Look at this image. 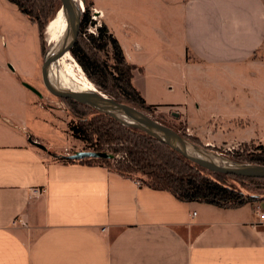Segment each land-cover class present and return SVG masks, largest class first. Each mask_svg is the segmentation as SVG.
Segmentation results:
<instances>
[{"label":"crops","instance_id":"1","mask_svg":"<svg viewBox=\"0 0 264 264\" xmlns=\"http://www.w3.org/2000/svg\"><path fill=\"white\" fill-rule=\"evenodd\" d=\"M91 1L147 103L177 110L208 144L263 132L264 0ZM0 7V264H264V200L181 201L42 142L28 112L57 116L24 85L37 88L40 31Z\"/></svg>","mask_w":264,"mask_h":264},{"label":"trees","instance_id":"2","mask_svg":"<svg viewBox=\"0 0 264 264\" xmlns=\"http://www.w3.org/2000/svg\"><path fill=\"white\" fill-rule=\"evenodd\" d=\"M8 1L17 5L22 13L38 25L44 55L46 26L60 10V0ZM83 2L85 10L82 12L80 33L70 50L71 54L79 61L87 76L100 91L119 102L136 107L147 115L154 112L157 105L147 103L141 92L133 85V70L136 66L127 61L118 39L110 32L108 26L102 23L98 27L97 35L85 33L87 27L95 22L91 11L93 2L91 0H83ZM65 27L66 24L63 32ZM84 34L88 36L84 37ZM103 51H111L115 62L109 63L103 58L101 55ZM78 70L82 71L80 67ZM82 77L91 88L98 89L85 75ZM61 99L77 115V120L71 121L69 126L72 134L86 144L85 151L112 154V157H87L82 161L87 163L100 161L123 176L141 179L142 183L154 189L170 191L181 201H199L224 208H237L249 202L264 200V178L211 171L149 133L122 123L106 112L74 99ZM86 112H90L91 116H87ZM163 124L203 149L216 154L219 151L218 147L206 145L196 135L187 133V126H183L181 130L180 126ZM260 149L259 152L249 155L236 153L229 159L240 163L264 165V147ZM62 158L74 161L71 156ZM229 178L256 182L259 184V191L245 192L235 183H230Z\"/></svg>","mask_w":264,"mask_h":264},{"label":"water","instance_id":"3","mask_svg":"<svg viewBox=\"0 0 264 264\" xmlns=\"http://www.w3.org/2000/svg\"><path fill=\"white\" fill-rule=\"evenodd\" d=\"M60 1V10L64 12L66 20L65 31L58 47L51 48V50L44 55L41 70L44 85L53 95L60 98L74 99L81 103H87L100 111L106 112L116 117L122 123L134 126L149 133L156 139L168 144L191 161L211 171L245 177L264 178V165L235 162L229 158L203 149L193 144L173 129L153 119L143 111H140L128 103L119 102L99 89L78 91L65 89L60 85H56L50 77L51 66L66 52H70L71 48L76 43L81 28L82 12L85 10L77 0ZM24 85L38 96H43L42 92L35 86L27 82H24ZM31 141L43 149L46 148L45 145L39 142ZM111 156V154L105 152L85 150L78 151L72 155L75 159Z\"/></svg>","mask_w":264,"mask_h":264},{"label":"rangeland","instance_id":"4","mask_svg":"<svg viewBox=\"0 0 264 264\" xmlns=\"http://www.w3.org/2000/svg\"><path fill=\"white\" fill-rule=\"evenodd\" d=\"M91 11H93V7H91ZM1 12L2 10L0 7V23L3 22L4 20L3 17L5 16V14ZM10 17L11 19H13L12 15ZM21 17H24V19L28 21V19L25 16H23V14ZM54 18H55V15H54ZM47 28H48V25L46 26V30H45V39H46L45 52L46 53L49 52L52 48V46L47 42V39H48ZM63 33H64L63 29H61L60 35L58 36V39L57 41H55V43L61 41ZM97 34H98V30H96L95 35ZM87 36H84V37H87ZM0 38H2V44L5 42L7 43V46L2 45V48L4 51H7V54H8V50L10 48V41H9V37L7 33L3 31V29H0ZM69 53L66 52L61 58H59L60 61L58 60L59 62L55 63L56 65L53 64L54 73L60 74V75L61 73H63L64 75H67L69 77L68 67H73V70L77 76L85 75L90 81H92L87 76L86 72L84 71L79 61L71 54V52ZM44 55L42 57V63H41L42 65H43ZM101 55L103 56V58L107 59L109 63L115 62V59L113 58V54L111 51L110 52L103 51L101 52ZM9 59L11 60L10 56H9ZM79 67L81 68L82 71L78 70ZM96 87L99 89L97 85ZM37 88L42 92L43 94L42 98L38 96L36 93H34L33 91L31 90L30 91L34 94V97H37L40 100V102H42L46 107H48L51 110L52 113H54L57 116L56 120L58 121V123L55 122L52 118H48L45 115L46 113L39 106H37V107H34L32 111L28 112L31 118V122H32V129L30 130H33L35 135L41 136L43 138L42 140H44L42 142H45L46 144H54V146L56 145L57 147H62V148L67 146L66 150L64 151V154L66 155V157H69L70 156L69 154L85 150L86 144L82 140L76 138L72 134L70 130V126H69L71 121L77 120L76 118L77 115L74 113V110L71 109L64 100H62L60 97L53 95L45 87L43 79H42L41 71L40 73H38ZM165 97L166 99H169L170 95L165 94ZM175 112L178 113L177 110L175 109H162V108L156 107L154 109V112L150 114L148 113V114L150 117L152 116L153 119H157L160 123L162 122V124L167 123V124H171L176 127L180 126L181 130H183V126H186V124L184 123L183 118H181L179 114H175ZM86 115L91 116V113L86 112ZM49 119H50V122L55 123L53 126L50 122L48 123L47 121H45ZM257 129H258V133L260 130H263V132L262 133L260 132L256 138L250 141H247V142H240V141L235 140V141H218L216 144H208L206 141H203V140L202 141L206 145H212V146L218 147L219 151H217V154L218 155L221 154V156H224L226 158L232 157L236 153H242L244 155H249V153L254 154L261 150L260 147H264V127H257ZM19 130L21 131L22 127H20ZM186 131L187 133H189L188 129ZM210 155L214 156L213 154H210ZM137 175L139 176L141 174H137ZM138 181L142 182L141 179H138ZM228 181L230 183H235L237 186L241 187L245 192L251 193V192L259 191V184L256 182H252L249 180H234L231 178H229Z\"/></svg>","mask_w":264,"mask_h":264},{"label":"bare ground","instance_id":"5","mask_svg":"<svg viewBox=\"0 0 264 264\" xmlns=\"http://www.w3.org/2000/svg\"><path fill=\"white\" fill-rule=\"evenodd\" d=\"M77 1L78 3L80 2L83 8H85V4L83 0H77ZM65 24H66V20H65L64 12L62 10H59L58 13L56 14V17L52 21L49 22L48 28H47V35H48L47 42L52 46V48H56L60 44V41L57 43H55V41H57L58 36L60 35V32H61V29H63ZM58 60L55 61V63H58L60 61ZM53 64L50 69V77H51V80L56 85L60 83L59 84L60 86L64 87L65 89H69V90L70 89L78 90V91L94 90L93 88L90 87V85L85 81V79L82 76L76 75V73L73 70V67H68V73H69V77H68L67 75H64L63 73H61V75L54 73Z\"/></svg>","mask_w":264,"mask_h":264},{"label":"built area","instance_id":"6","mask_svg":"<svg viewBox=\"0 0 264 264\" xmlns=\"http://www.w3.org/2000/svg\"><path fill=\"white\" fill-rule=\"evenodd\" d=\"M101 17H102L101 12H99L96 9H93V11H92V19L94 20L95 24H92V25L90 24L87 27L85 33H93V34H96V30H98V27H100L102 25V23H103L102 20H101ZM84 36H86V34H84ZM70 156L72 157V155H70ZM83 159L84 158H82V159H75L74 158V160H83ZM261 218H264V213L261 214Z\"/></svg>","mask_w":264,"mask_h":264},{"label":"flooded vegetation","instance_id":"7","mask_svg":"<svg viewBox=\"0 0 264 264\" xmlns=\"http://www.w3.org/2000/svg\"><path fill=\"white\" fill-rule=\"evenodd\" d=\"M43 79V78H42Z\"/></svg>","mask_w":264,"mask_h":264}]
</instances>
